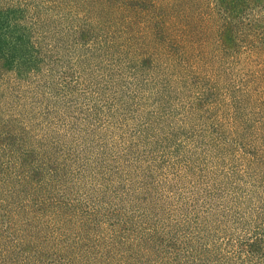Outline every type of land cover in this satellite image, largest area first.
Segmentation results:
<instances>
[{"label": "trees", "instance_id": "16d2710c", "mask_svg": "<svg viewBox=\"0 0 264 264\" xmlns=\"http://www.w3.org/2000/svg\"><path fill=\"white\" fill-rule=\"evenodd\" d=\"M0 264H264V0H0Z\"/></svg>", "mask_w": 264, "mask_h": 264}, {"label": "rangeland", "instance_id": "374dc122", "mask_svg": "<svg viewBox=\"0 0 264 264\" xmlns=\"http://www.w3.org/2000/svg\"><path fill=\"white\" fill-rule=\"evenodd\" d=\"M254 68L256 69V65L254 66Z\"/></svg>", "mask_w": 264, "mask_h": 264}]
</instances>
